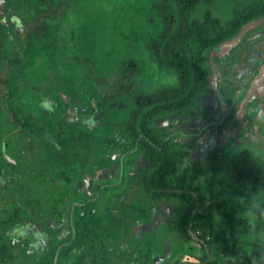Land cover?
I'll list each match as a JSON object with an SVG mask.
<instances>
[{
    "label": "trees",
    "instance_id": "obj_1",
    "mask_svg": "<svg viewBox=\"0 0 264 264\" xmlns=\"http://www.w3.org/2000/svg\"><path fill=\"white\" fill-rule=\"evenodd\" d=\"M5 1L7 5L4 4L1 8L3 11H1L0 18L8 21L9 27L4 26L0 20V38L4 36L3 33L14 27L10 23L11 18L18 17L27 20L34 27H46L53 33L54 38L48 49L49 55H52L55 50L60 52L62 43L71 40V38H63L60 34L63 24H66L74 11L77 0ZM209 1L153 0L150 5V12L160 21V31L156 35L149 36L147 40L148 55L160 69L176 74L177 83L175 85L151 92L143 91L136 82L141 74L139 63L132 60L118 66L123 75L116 77L114 84H111V74L115 69L108 75H99L95 72L97 80H90L85 67L91 65L92 59L82 56L83 65L81 67L84 71H82L80 80L83 81L82 85L89 82L90 90L88 95L81 97L74 95L72 97L74 101L69 102L70 106L68 107L80 117L91 115L87 117L86 122L94 127L92 130L95 131H92V135L88 137L87 133L83 134L86 127L82 128L80 124L66 127L64 124L66 109L64 110L63 107L58 108L53 114L48 105L40 110L39 117H36L42 119L40 126L54 133L55 144L60 148V151L57 152L51 148V153L62 172L58 177L67 181L65 184L68 191L72 175L77 176L76 193L71 198L72 204L82 203L84 207L89 206L91 216L101 214L99 216L101 223L99 225L96 223L101 231H92L93 238L88 237L84 227L74 229L75 236L71 243L72 233L70 232L64 241H55V245H50L54 252L57 247H61L60 254L63 252L67 259H72L69 256V251L80 256L85 254L93 261L90 264H122L125 259L134 264L136 262L133 257L135 251L148 254L152 249L150 250V245L147 246L145 241L140 244L132 242L130 249L125 248L126 244L123 243V238L126 236L124 230L127 220L135 217L137 210L146 212L150 202L164 199L168 202L176 201L175 203L182 209L178 219L170 223V227H172L170 229L174 230L185 242L193 240L196 236V239L201 242L203 250V256L199 260H202L201 262L204 264H222L219 262V256L225 252L234 254L236 264H264V245L246 249V245L240 241L241 234L259 231L264 224V173L252 161L254 152L244 148L232 158L230 169L233 179L227 182L218 174L217 154L219 148L215 146L208 151L201 149L203 144L201 140L207 131H200V127L189 135L185 132L176 133L173 129L168 131L167 128L157 124L160 118L176 113L192 118L203 116L204 111L207 116L212 114L213 111L204 106V102H207L212 94L208 81L211 72L207 67L206 52L235 36L248 21L264 15V0H248L247 5L241 10H235L225 23L212 17L208 12L201 19L194 18L193 13L196 8L201 3L205 4ZM240 47L233 53L240 52L242 50ZM76 52L74 51L67 57L69 65L71 63L79 64L76 62L81 61L79 59L81 55L78 52L79 55H76ZM0 55V68L15 70L19 65L24 67L22 58L26 55L25 52L19 55L13 54L0 42ZM234 57L235 54L227 56V60L229 58L233 60ZM51 60L54 61L53 58ZM224 61L222 60L220 67L222 79L216 82V90L213 95L218 107L222 110L221 115L227 113L228 116H232L242 98L241 90L244 86L237 87L234 84L231 86L232 81L225 80L224 75L230 70ZM128 70H130L128 73L130 77L125 76ZM51 72L47 74L50 75ZM46 84L44 91L48 92L54 84L53 82ZM7 85V80L0 77V90H7ZM111 88L116 90V94L111 95ZM229 89L231 90L229 91ZM239 92L240 100L238 101ZM4 96L11 97L13 95L10 91L0 92V109L1 107L5 109L3 106ZM118 99L127 103V112L119 115L117 119H114L113 116L111 124H104L105 128L102 129L103 122L99 110L104 108L114 112L122 109L114 106ZM223 99H227L226 101L229 103L227 109H222ZM6 107H8L6 111L11 112L15 117L14 106L8 104ZM96 123L97 125H95ZM225 124L224 120L216 126V132L223 130ZM234 128L236 130V127ZM109 130L112 133L109 142L116 143V150L119 154L111 160V151L101 149L103 157L96 156L94 163L98 162L96 167L99 169L105 168L104 166H113L111 177L115 175L117 179L121 174L120 167H122L120 184L124 181L126 187L121 195H124V199L129 200V191L137 188L135 195L137 203L128 204L126 200L120 203L119 195H116L111 199L103 200L99 207V203L96 201L102 195L100 190L108 188L105 185L101 186V183H110L111 181L105 178L100 179L99 183H95V192L92 197L96 192L99 196L93 200L87 199L81 189L83 187V191H86L84 179L87 174H91L93 184L96 168H88L85 172L84 168L87 166L75 170L71 163L68 166L65 165V159L69 154L76 155L78 159H81V157L85 158L88 153L84 149L94 153V148H99L96 143H103L100 136L104 137V134ZM86 157L88 158V155ZM120 159H123L122 164L119 163ZM125 168L129 173L124 172ZM96 181L98 182V180ZM71 184L73 185V183ZM59 187L62 188L63 184L60 183ZM94 201L96 204L93 203ZM28 202L31 201L27 200L25 203L30 204ZM203 205L204 211L201 210ZM58 206L62 205L59 203L56 207ZM8 220L9 223L6 220H1L0 226L15 224L12 219ZM65 222H68V218ZM83 223L84 219L81 218V224ZM117 223L119 225L115 226ZM164 231V234L170 237V231ZM94 237L102 238L96 241V246L93 245ZM86 238L88 240L83 241ZM68 241L70 244L63 246V243ZM117 241L119 242L117 243ZM228 241L231 242V246ZM14 245L10 241H7L6 244L0 243V264H5L8 260L10 264H18L15 259L19 254L24 257L28 255L25 247L21 245L19 247L21 251H19L13 247ZM109 246L112 247V251L111 248H108ZM88 248L90 254L87 251ZM116 254H119V258L112 257ZM52 261L53 259L49 263ZM138 261L141 260L138 259ZM21 264H27L26 258ZM125 264H129V261H125ZM176 264L193 263L186 261Z\"/></svg>",
    "mask_w": 264,
    "mask_h": 264
},
{
    "label": "rangeland",
    "instance_id": "obj_2",
    "mask_svg": "<svg viewBox=\"0 0 264 264\" xmlns=\"http://www.w3.org/2000/svg\"><path fill=\"white\" fill-rule=\"evenodd\" d=\"M152 1L153 0H77V2H75V9L71 13L66 24H63L62 32L60 34L63 38H71V40L69 42L62 43L63 46L60 52L55 50L52 55L48 54V49L54 36L49 29L46 27L35 28L27 20L20 21L17 18H13L12 20L15 25L14 31H16L19 37L18 46H24L27 48L26 55L22 58V65L24 64L25 68L23 71H20L19 74L8 68H0V77H3V79H6L8 82L9 90L7 89V92L10 91L13 95L11 97L4 96L3 106L5 109H2V107L0 109V128H9L8 121L13 118L11 112L6 111L8 108L6 106L8 104L14 106L16 116L18 113H21L22 115H24V113L29 114L28 110L32 113H37L39 110L44 108L46 104H51L50 107L53 109L52 112H54V110L56 112L58 108L63 107L64 110L66 109L64 123L66 127H72L75 124L83 126V121L80 120V116L75 114L74 111L69 110L70 108L68 107L70 106L69 102L74 101L72 100L74 95H77L76 97L88 95V91L90 90L91 84L86 81L87 84L82 85L83 81L80 80L82 78V71H84L81 67V65H83L82 56L83 58L87 57L92 59L91 65H87V67H85L88 72L87 77L90 78V80H97L98 77L95 72L99 75H108L113 71V69H115V71L111 74V84H114L115 78L123 75L120 73L118 66L123 65V62L132 60L139 63L138 65L141 69V74L137 78L136 82L139 88L143 91L151 92L162 87L175 85L177 83L176 74L172 71L160 69L152 61V58L148 55L149 52L146 48L149 36L156 35L160 31L159 19L153 16L150 12V5ZM247 3L248 0H210L205 4L201 3L194 11L193 17L201 19L203 15L208 12L212 17L218 18L222 23H225L231 18L235 10H241L247 5ZM2 10L3 9L0 8V14ZM71 33L72 36H70ZM255 40L258 41L254 42L252 45L246 46L247 43L250 44L251 41ZM263 40L264 15L248 21L241 27L235 36L219 43L216 47L206 52L208 57L207 67L211 72L209 80L213 89L216 86V81L222 79V72L220 70L222 60H225L224 62L230 70L225 73V80H231V86L233 84L237 87H239V85L244 86V90L242 89L243 95L241 100L239 97L240 92L238 95V101H240L238 102L239 114L237 115V120H239L240 128L238 127L239 129L237 131L234 129V135L228 137L222 133L219 136L220 138H218L221 140L220 145L223 146L217 154L218 174L219 177L224 178L227 182H230L233 179L230 162L232 158H234L243 148L250 149L254 152L252 161L264 173ZM3 43L5 44L4 47L7 48L9 52H12V50L8 48L10 45L6 44V40L3 39ZM242 45L243 50L233 53L235 51L234 49ZM74 51H77L81 55V58H79L81 61L76 62L79 64L71 63V65H69L67 57ZM77 52L76 55H79ZM234 54L235 57L233 60L230 58L227 60V56H233ZM51 58H53L54 61H52ZM53 64L54 68L52 69L50 75H48V70L51 66H53ZM7 66L10 67V65ZM261 67L263 68L262 71H260ZM129 72L130 70H128L125 76L130 77L128 74ZM240 76L241 78H239ZM50 82H53L54 85L49 92H45L44 89L46 88V83ZM230 90L231 89H229V91ZM250 93L255 97L249 102ZM114 94H116V90L111 88V95ZM212 95L213 93L206 102L210 106H213V112L211 115L207 116L206 111H204L203 116L193 118L183 117L179 114L181 116L178 122H175L173 125L176 126L178 123L180 126L179 128H183L188 132L194 133L203 124L206 123L202 128L208 125V121H211L209 124H220L221 121H213V119L217 118L218 111L215 108V102L212 101ZM226 100L227 99H223L224 103L222 104V109H226L229 105ZM116 101L117 102L114 106H118L122 109H118L114 112L104 108L99 110V114L101 115L100 118H102L103 122L101 124L102 129L105 128L104 124H111L113 116L114 119H117L119 115L127 112V103L122 99H118ZM72 105L75 106L74 104ZM256 110H258V113ZM90 116L91 115H88L86 117ZM255 116L256 118H252ZM251 120H254L252 122L254 127H246V124ZM214 127H216V125ZM92 129H94L92 126L84 128L83 134L85 132L88 137L91 136L92 131H95ZM211 129V127H208L205 130L210 132ZM222 131H224V129ZM209 132L205 133V137H207ZM107 134L110 135L107 136ZM107 134L104 137L111 140V130H109ZM1 138L2 136L0 133V139ZM101 138L103 137L100 136V139ZM96 146L99 148H94V153L84 149L86 152L88 151V153L85 152L86 155H88V158L85 155V158L81 157V159H78L76 155L73 156L69 154L65 159V165L68 166L71 163L75 170L80 167L84 168L85 166L92 169L96 168L93 166L96 156L99 155L100 157H103V153L100 152L101 149L111 151V160L115 159V155L119 154L118 150H116V143H96ZM201 149L206 151L204 146L203 148L201 147ZM57 150L60 151V148H57ZM2 156H4L3 149ZM119 163L122 164L123 159H120ZM126 171L127 170L125 168L124 172L129 173V171ZM120 179V175L118 179H111V182H115L109 184L108 188L100 190L102 195L100 199L96 201L99 203V207H101L103 200L111 199V197L116 195H119L118 200L120 203L125 202L127 198L124 199V195L121 194L126 186L124 181L120 184ZM60 180L63 187L57 189L55 196L56 200L49 197V194L45 195V198L48 199L46 202H42V204L47 205V207H40L48 210L55 206L56 216H58L61 212L60 216L70 217L69 213L71 210L68 207L71 205V200L68 198L63 200V197H65V195L67 196L69 193L65 184L67 181L62 179ZM9 183L10 184L5 187L6 190L10 191V193L5 192L4 194H0V196H2L0 199V222L1 220H6V222L9 223L10 221L8 219H12L15 224L11 226H0V243L6 244L7 241L13 243L12 239L23 243L21 237L24 236L25 238H30V233H32L33 228H35L36 232L39 234L45 233L40 234L43 237H47L48 235V240L51 237V234L46 233L48 231V222H45L44 218L41 220L39 219L40 221L32 220L33 216H31V223L29 221H23V226H15L16 224H19L23 218H25L24 220L29 219V216L22 217L25 210L29 209L25 208L23 204L25 201L22 200L21 197L26 194L25 192H30L31 202L28 203L32 204V200H35L32 198H35L36 195L33 194V191H37L38 188L41 189L42 186L39 187L38 185L36 187V184L30 185L32 182H26L22 188L21 183L17 182L15 179L10 180ZM50 189H54L53 185H51ZM72 189H75V183H73ZM136 192L137 188L129 191V200H126V203H137L135 196ZM67 201L70 202V205ZM170 201L171 202L161 199L157 202H150V206H147L146 212L137 210L136 216L127 220L124 230L126 236L123 238V243L126 244V247H124L126 249H130V244L132 242L140 244L141 242L147 240L146 245H150V250L152 249L151 251H153V254L151 251L148 254L135 251L133 257L136 259V262H134V264L138 263V258L142 259V261L147 264H176L177 262L185 263L186 261L193 264H204L201 262L202 260H199L203 256V250L200 245L201 242L196 239V236H194L195 238L193 240L185 242L177 233L174 232V230L172 231L170 229L172 228L170 227V223L178 219L182 210L181 207L175 203L176 201ZM38 202L39 201H35V207L31 208L30 206L33 213H37L39 211ZM59 203L61 205L66 203L67 210L62 211V209L65 208V205L64 207H56ZM93 203H95V201ZM19 205H21V207H19ZM204 209L203 205L201 210L204 211ZM90 210L91 208L89 206H82L74 210L73 216L74 229L84 227L85 232L89 235V238L92 237V231H101V228L98 226L101 223V218L99 217L101 214L99 213L92 218ZM81 218L84 219L83 224H81ZM117 225H119V223L115 224V226ZM61 229L63 230L64 227ZM143 230H145V232H142ZM148 230L151 232L148 233ZM164 230L170 231V237L167 238L164 234ZM56 234L58 237L54 235L55 239L58 241L64 240L65 236L61 235L57 231ZM85 235L87 236V234ZM240 237V241L243 245H246V249L264 245V224L259 231H250L241 234ZM55 239L52 240L50 238V243L52 245H55ZM94 239L95 242L93 245L96 246V241L102 238L94 237ZM86 240H88V238L83 241ZM20 242H17L13 246L19 251H21L19 248L21 246ZM118 242L119 241H117V243ZM45 243L46 242H44V245ZM32 244L33 239L31 246L28 247L27 256L24 257L19 254V256L15 259L18 264H21L25 258L28 262L37 264V252H39V250L35 244ZM229 245H232L231 242H229ZM108 248H111L112 251V247L109 246ZM52 251L53 253L48 255V259L46 260L44 255L41 254L42 261H51L53 259L54 263V257L57 250L55 251V254L54 250ZM87 251L90 254L89 248ZM63 256L64 254L62 252V254H60L59 262L62 261ZM69 256L76 261L77 257L79 259H83L86 255L84 254L80 256L75 252L73 253L69 251ZM112 257L119 258V254L112 255ZM150 257H153L154 260H150ZM219 257V262L222 264H236L234 254L232 252H225L220 254ZM125 261L129 260L125 259ZM125 261L122 264H125ZM5 264H10V261L8 260ZM129 264L133 263L129 261Z\"/></svg>",
    "mask_w": 264,
    "mask_h": 264
},
{
    "label": "flooded vegetation",
    "instance_id": "obj_3",
    "mask_svg": "<svg viewBox=\"0 0 264 264\" xmlns=\"http://www.w3.org/2000/svg\"><path fill=\"white\" fill-rule=\"evenodd\" d=\"M4 4L7 5L6 1L5 0H0V8H2L4 6ZM13 18H17L20 21L24 20L23 18L21 19V18H18V17H12L11 19H13ZM0 20L3 23L4 26H8L9 25L8 21L6 22V21H4L1 18H0ZM10 23L13 24L14 27L11 28L9 31L3 33L4 36L0 38V42L5 46V44L3 43V39L6 40V44L10 45V47H8V48L10 50H12L11 53H13V54L19 55V54L24 53V52L26 53V50H27L26 47H24L23 45H22L23 47L18 46L19 45V37H18V34L16 33V31H14L15 25H14L13 20L10 21ZM35 28H38V27H35ZM256 41H258V40H255V42ZM250 44L252 45L253 41H251ZM250 44L247 43L246 46H248ZM262 44H263L262 46L264 47V42ZM243 45L241 46L242 48L240 47L242 50H243ZM236 49H238V48H236ZM236 49H234V50H236ZM24 68L25 67L19 65L14 71H15V73L19 74L20 71L24 70ZM53 68L54 67L51 66L48 71L51 72ZM239 78H241V76ZM219 80H221V79H219ZM219 80H217L216 82H218ZM243 90L241 91V93L243 92ZM4 91H7V90H3V92ZM46 105H48V108L51 110V113L53 114L54 113V112H52L53 109H51V107H50L51 104H46ZM204 106H205V108H208L209 110L213 111V108H212L213 106H210L206 102H204ZM215 108L217 109L219 115H217V118L213 119V121L214 122H220V121L223 122L225 120L226 124L224 125V128H223L224 131L221 130L220 132H216V129H215L216 127H214L215 125L216 126L219 125V124L217 125V123H211L212 124V126H211L212 129L210 130V132L205 130V129L202 130L203 129L202 127L206 123L201 126V128H202L201 130L202 131L209 132L207 137H205L206 135L204 134L203 139L201 140V143H203L202 144V148L204 146V149L206 151L209 150V149H212L215 146H217L219 148V150L222 149L223 146L220 145L221 144V140L218 139V138H220L219 136L223 133L224 135L229 137L231 135H234V127H236L235 131H237L240 128L239 120H237V115L239 114L238 105H237V107L235 109V114L232 115V116H230V115L228 116L227 113H225L224 115H221L222 114V110L218 107V105H215ZM28 112H29V114L24 113V115H22L21 113H18L17 116H16V114H14L15 117L13 116L12 120L8 121L9 128H0V133H1V136H2V138L0 139V151H2V149L4 151V150H8V149L10 150L11 148H17V150L20 152V156L23 159H26L27 161H29L28 153L31 152L32 153V161H34V160L42 161V155H43L44 150L46 148H48V147L54 148L55 151L57 152V151H59V150H57V148H59V147L55 144V135H54V133H52L50 130H47L45 128L43 129L40 126V122L42 123V119L36 118V117H39L38 114H39L40 110L37 113H32L29 110H28ZM256 112L258 113V110H256ZM180 116L181 115L176 113V114H173V115H170V116H167V117H162V118L159 119V121H157V124L159 126H161V127L167 128L168 131L173 129L176 133L177 132H181V133L185 132L186 134L191 135L192 133H188V131L186 129L179 128L180 126L178 125V123H177L176 126L173 125V124H175V122H178ZM252 118H256V116L252 117ZM93 119L95 120L96 118H93ZM253 121L254 120H251L250 122H248L246 124V127H249V126L254 127V125L252 123ZM209 122H211V121H208L207 123L209 124ZM221 122H220V124H221ZM91 123H93V122H91ZM95 125H97V123ZM211 136L213 137L212 140H210ZM229 141H230V139H229ZM47 150H49V149H47ZM38 163H42V162H38ZM97 163L98 162L94 163L93 166L96 167ZM114 166H115V168L117 167L116 163H115ZM104 167L105 168H101L102 170L100 169L101 173H98L97 169H99V168H97V167H96V170L94 171V173H97L99 175H94V177H93V190H91L92 189V185L91 184L87 185V187L85 188L86 191H83V187H82L81 192L84 193V196L87 199H92L93 200V198L95 199L97 196H99L98 193L96 192L94 197H92L94 192H95V187H96L95 183L96 184L99 183L100 179H104V178L105 179H110L109 176L112 175L111 174V170L113 169V166L111 167V165H110V166H104ZM107 169H109V170H107ZM120 169H121L120 173H122V167H120ZM120 176H121V174H120ZM111 179H113V177H111ZM96 180H98V182ZM106 183H104V185L108 186ZM55 184L56 183L50 184L49 189L51 188V185H53V188H54ZM109 184H111V183H109ZM69 185H70L69 186V191H68L69 193H68L67 196L65 195V197H63V198H67L68 196L70 198H73V196L76 193L75 189H72V184L70 183ZM104 185L102 184L101 186H104ZM82 196H83V194H82ZM75 204H76V206L82 205V203H75ZM26 222H27V220H26ZM22 224H23V222H22ZM22 224H20V226ZM21 238H22V240H28L29 242H32V239H33V243H36L37 240L39 242L40 235H36V233H30V238H25L24 236H22ZM65 243H67V242H65ZM87 264H90V261H88Z\"/></svg>",
    "mask_w": 264,
    "mask_h": 264
},
{
    "label": "crops",
    "instance_id": "obj_4",
    "mask_svg": "<svg viewBox=\"0 0 264 264\" xmlns=\"http://www.w3.org/2000/svg\"><path fill=\"white\" fill-rule=\"evenodd\" d=\"M47 149H49V150H47ZM3 153H4V156H2V151H0V159H1V161H0V183H1L0 194H4L5 192L10 193V191L6 190L5 186L6 185L8 186V184H10L9 183L10 180H14V179L17 182L21 183L22 188H23L24 183H26V182H32V183H30V185L36 184V187L38 185H39V187L42 186L41 189L38 188L37 191H33V194H36V195H35V198H32V199H35V200H33L34 202H32V204L31 203L30 204L23 203V204H24L25 208L30 209V206H31V208L35 207V201H37V200L39 201L38 202L39 211L37 213H35L34 215H36L37 217L42 216L45 219V222H48V223L50 222V224H54V225H51V227H50L52 230L50 229L48 231L51 234V236L54 237V235H57L56 231L59 232V229H61L62 227L65 228V225L63 223L66 221L67 217L60 216L61 212L59 213L58 216H56L55 206L51 207L48 210L40 207V206L47 207V205L42 204V202H46V200L48 199V198L47 199L45 198V195L49 194V197L56 200V198H55L56 191H57V189H60L59 184L62 183L60 180L61 177L60 178L58 177V175L62 172H60L61 169L58 168L57 162H55V159L52 156L51 147H48L44 150V153L42 155V161H38V160L32 161V153L31 152L28 153L29 161H27L26 159H23L20 156V152L17 150V148H11L9 151L4 150ZM38 162H42V163H38ZM88 168L89 167H85L84 171L86 172L88 170ZM65 176H66V174H65ZM109 177H110V179H108V180L111 181V176H109ZM113 177L115 179L117 178V177H115V175ZM76 180H77V176L72 175L71 183H76ZM110 181H108V182H110ZM119 182H121V179ZM51 183H56L54 189H49ZM101 184L104 185L103 182ZM106 184L109 185V183H106ZM25 193L26 194L23 195V197H21V199L24 200L25 202L27 200H31L30 192H25ZM1 198H2V196H0V199ZM70 200H71V198H70ZM67 202H69V201H67ZM64 205H65V208H63L62 211L67 210V204L65 203ZM64 205H62V206L64 207ZM69 205H70V202H69ZM0 206H1V204H0ZM19 207H21V205H19ZM68 208L71 209L72 204ZM73 208H74V210H76V209L80 208V206L74 205ZM49 210H52V211H49ZM27 211H29V210H27ZM27 211L24 212L22 217H28L31 215ZM91 217H93V216H91ZM56 222L60 226L56 225ZM55 227L57 228V230ZM142 232H145V230H143ZM149 232H151V231L148 230V233ZM63 233H65V231ZM66 236H68V235H66ZM166 236H167V238L169 237L168 235H166ZM53 237L51 238L52 240H53ZM47 238H48V235H47ZM12 240H14V239H12ZM55 240L57 241V239H55ZM146 241L147 240H145V242ZM44 242H46V240H44ZM30 243H32V242H29V244ZM48 243H50L49 239H48ZM12 244H16V243H12ZM35 246L39 247V245L37 243L35 244ZM49 249H50V247H47V249L45 248L40 253L37 252L38 253V255H37L38 259L36 260L37 264H52V263H49V261H42V257H41V254H43L45 257V260L48 259V255L51 254ZM151 253L153 254V251H151ZM138 259H140V258H138ZM140 260L141 261H138V262H140V264H147L146 262H143L142 259H140ZM150 260H154V258L150 257ZM88 261H89L88 256H85L83 259L77 258L76 261L73 259H67V257L63 256L62 261L58 262V264H87ZM29 264H32V263H29Z\"/></svg>",
    "mask_w": 264,
    "mask_h": 264
},
{
    "label": "clouds",
    "instance_id": "obj_5",
    "mask_svg": "<svg viewBox=\"0 0 264 264\" xmlns=\"http://www.w3.org/2000/svg\"><path fill=\"white\" fill-rule=\"evenodd\" d=\"M24 82H26V81H24ZM7 88H8V85H7ZM9 90V89H8ZM0 92H3V90H0ZM81 119V121H83L82 123H83V126H81L82 128H84V127H88V126H91L90 124H88L87 122H86V119H87V117H80ZM93 120V119H92ZM92 120H91V122H92ZM108 132V131H107ZM107 132L104 134V136L107 134ZM109 140L110 139H108L107 137H103V138H101V141L103 142V143H109ZM111 141V140H110ZM106 143V144H107ZM102 170V169H101ZM98 171H100V169L98 170ZM95 175H96V173H95ZM97 175H99V174H97ZM59 188H61V187H59ZM92 190H93V184H92ZM68 199H70V197L68 196L67 197ZM66 198H63V200H65ZM71 204H72V202H71ZM74 205H76L75 203H73L72 204V206H74ZM80 206H82V205H80ZM72 209V208H71ZM70 209V210H71ZM30 211H27V210H25V212L27 211V212H29L31 215L29 216V219H26L27 221H29L30 223H31V221H30V217L31 216H33V219L32 220H39V219H42L43 217L42 216H40V217H37L36 215H34L35 213H33L32 212V210L31 209H29ZM71 214V211H70V213H69V215ZM73 216H74V208H73ZM68 218V222H64L63 224L65 225V230H66V232L65 233H61V231H63L62 229H59V232L58 233H60V234H62L63 236H65V238H66V235H68V233H72V231H71V229H72V227L71 226H73V218H72V222H71V215H70V217H67ZM66 218V219H67ZM25 218H23V220L19 223V224H16L15 226H20V224H22V222L23 221H26V220H24ZM51 225H54V224H50V222L49 223H47V229H48V231L51 229L50 227H51ZM56 225H58V226H60L57 222H56ZM21 226H23V224L21 225ZM56 228V227H55ZM73 229H74V227H73ZM52 230V229H51ZM46 232L47 234H50L49 232ZM64 232V231H63ZM32 233H36V235H40V234H45V233H37L36 232V230H35V228H33L32 229ZM74 234H75V230H74ZM40 237H43V236H41L40 235ZM53 236H51L50 238H52ZM56 237H58V235H56ZM16 238V237H15ZM50 238H49V241H50ZM55 237H53V239H54ZM64 238V239H65ZM43 239L44 240H46V243H45V245H44V240L42 241L43 242V244H41L40 242H38V240H37V244L39 245V247H38V250H39V253L42 251V250H44L45 248L47 249V247H50V243H48V240H47V237H43ZM58 241V240H57ZM62 241H64V240H62ZM73 240H72V238H70V243L72 242ZM13 243H17V242H20V241H15V240H13L12 241ZM60 242V241H59ZM21 243V242H20ZM36 243H33L32 245H34V244H36ZM69 242H67V243H63V246H68L69 244H70ZM21 245L23 246L24 245V247H25V250H26V252H27V250H28V247L29 246H31V243L29 244V241H27V240H23V243H21ZM41 248H42V250H41ZM59 247H57V249H58ZM56 249V250H57ZM53 249H51V247H50V249H49V251L51 252V253H53V251H52ZM55 250V251H56ZM61 250V249H60ZM60 250H59V254H58V258H57V260H56V262H55V260H54V263H53V261H52V263L53 264H56V263H58L59 262V255H60ZM54 254H55V252H54ZM54 256V255H53ZM54 259H55V257H54ZM89 261H90V263H93V261H91V258H89ZM30 262H28L27 261V264H29ZM95 264H97V263H95Z\"/></svg>",
    "mask_w": 264,
    "mask_h": 264
},
{
    "label": "water",
    "instance_id": "obj_6",
    "mask_svg": "<svg viewBox=\"0 0 264 264\" xmlns=\"http://www.w3.org/2000/svg\"><path fill=\"white\" fill-rule=\"evenodd\" d=\"M263 70V68L261 67V69H260V71H262ZM210 77V76H209ZM208 81H209V85H210V80L208 79ZM210 90L212 91V93L214 94L215 93V90H216V86H215V88L213 89L212 87H211V85H210ZM248 95V94H247ZM255 96L253 95V94H249V102L252 100V98H254ZM212 101H214L215 102V105H218L217 104V101H216V98H215V96L213 95V100ZM218 115H219V113H217ZM212 126V124H208V125H206L202 130H204V129H206V128H208V127H211ZM235 129V128H234ZM201 130V131H202ZM191 133V132H190ZM213 139V137L211 136L210 137V140H212ZM122 160V159H121ZM98 173H101V171H98ZM96 175H97V173H96ZM84 188H86L87 187V185L88 184H91L92 185V176H91V174H87L86 176H85V179H84ZM92 190V189H91ZM73 207L74 206H72V209H71V222H72V218H73ZM72 227V229H71V231H72V240L74 239V236H75V234H74V229H73V226H71ZM64 231L66 232V230L64 229ZM61 233H63L62 231H61ZM62 235V234H61ZM44 239H43V237H40V239H39V242L41 243V244H43V241ZM43 241V242H42ZM61 249V247H59L58 249H57V251H56V255H55V262H56V260H57V258H58V254H59V250Z\"/></svg>",
    "mask_w": 264,
    "mask_h": 264
}]
</instances>
